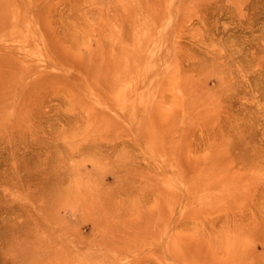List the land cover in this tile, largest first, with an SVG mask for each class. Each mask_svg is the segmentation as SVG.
Returning <instances> with one entry per match:
<instances>
[{"label":"rangeland","instance_id":"rangeland-1","mask_svg":"<svg viewBox=\"0 0 264 264\" xmlns=\"http://www.w3.org/2000/svg\"><path fill=\"white\" fill-rule=\"evenodd\" d=\"M0 23V264H264V0Z\"/></svg>","mask_w":264,"mask_h":264},{"label":"bare ground","instance_id":"bare-ground-1","mask_svg":"<svg viewBox=\"0 0 264 264\" xmlns=\"http://www.w3.org/2000/svg\"><path fill=\"white\" fill-rule=\"evenodd\" d=\"M3 25V23H0V27Z\"/></svg>","mask_w":264,"mask_h":264}]
</instances>
